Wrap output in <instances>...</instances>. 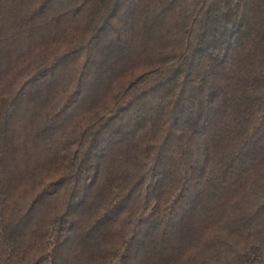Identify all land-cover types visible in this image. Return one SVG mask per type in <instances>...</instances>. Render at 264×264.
Returning <instances> with one entry per match:
<instances>
[{
  "label": "trees",
  "instance_id": "16d2710c",
  "mask_svg": "<svg viewBox=\"0 0 264 264\" xmlns=\"http://www.w3.org/2000/svg\"><path fill=\"white\" fill-rule=\"evenodd\" d=\"M0 264H264V0H0Z\"/></svg>",
  "mask_w": 264,
  "mask_h": 264
}]
</instances>
